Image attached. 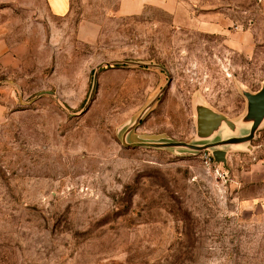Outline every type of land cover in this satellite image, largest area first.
<instances>
[{"label":"rangeland","instance_id":"rangeland-1","mask_svg":"<svg viewBox=\"0 0 264 264\" xmlns=\"http://www.w3.org/2000/svg\"><path fill=\"white\" fill-rule=\"evenodd\" d=\"M70 1L56 17L0 0V264H264V179H239L264 126L226 167L122 143L158 94L128 143L193 141L197 104L242 116L264 82V0Z\"/></svg>","mask_w":264,"mask_h":264},{"label":"water","instance_id":"water-1","mask_svg":"<svg viewBox=\"0 0 264 264\" xmlns=\"http://www.w3.org/2000/svg\"><path fill=\"white\" fill-rule=\"evenodd\" d=\"M128 63L132 64V62ZM102 65L103 64L98 65L94 71L92 90L96 84L97 72ZM147 65L160 68L167 74L165 69L157 65ZM44 94L54 95L55 93L53 91H42L29 102L23 101L21 96L19 97L18 101L20 105H29ZM242 94L246 103L244 112L238 119H229L224 114L216 112L208 106L197 104L195 106L194 119L195 137L191 142L170 141L164 135H147L140 136V141L138 142L128 143V135L132 132L151 105L154 104L155 100L159 96L158 94L141 111L134 122L125 129L122 135V143L130 146L175 149L197 153L208 151L214 163H221L226 167V157L228 151L252 152L255 149V147L252 145V141L254 140L256 133L264 126V82L258 91H243ZM88 103L89 100L86 106Z\"/></svg>","mask_w":264,"mask_h":264},{"label":"crops","instance_id":"crops-1","mask_svg":"<svg viewBox=\"0 0 264 264\" xmlns=\"http://www.w3.org/2000/svg\"><path fill=\"white\" fill-rule=\"evenodd\" d=\"M140 1L141 7L143 8L145 1L147 0H120L118 10L122 8L123 5L126 8L131 7L132 2ZM47 5L48 10L52 15L56 17H64L68 14L71 8L70 0H44ZM167 3L163 2V7H167ZM141 8V9H142ZM168 8V7H167ZM203 26L210 27L211 23L206 21H202ZM235 47V46H234ZM235 49H237L235 47ZM7 55V47L3 41L0 40V61ZM264 158L259 161L252 163L246 170H243L240 174V180L243 183H257L264 179ZM255 205H258L259 208L262 207V211H264V199L255 202Z\"/></svg>","mask_w":264,"mask_h":264},{"label":"built area","instance_id":"built-area-1","mask_svg":"<svg viewBox=\"0 0 264 264\" xmlns=\"http://www.w3.org/2000/svg\"><path fill=\"white\" fill-rule=\"evenodd\" d=\"M208 160H211V157L210 156L208 157Z\"/></svg>","mask_w":264,"mask_h":264}]
</instances>
